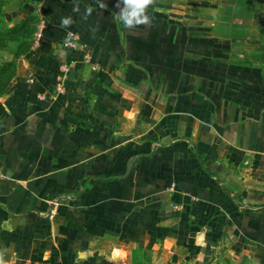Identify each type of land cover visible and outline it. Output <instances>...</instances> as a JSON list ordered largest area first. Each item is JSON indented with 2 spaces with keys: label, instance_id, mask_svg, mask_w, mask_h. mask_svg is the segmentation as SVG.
I'll use <instances>...</instances> for the list:
<instances>
[{
  "label": "crops",
  "instance_id": "obj_1",
  "mask_svg": "<svg viewBox=\"0 0 264 264\" xmlns=\"http://www.w3.org/2000/svg\"><path fill=\"white\" fill-rule=\"evenodd\" d=\"M117 2L7 13L38 22L0 94L5 264H128L161 245L174 264H264V10L156 0L126 30Z\"/></svg>",
  "mask_w": 264,
  "mask_h": 264
},
{
  "label": "rangeland",
  "instance_id": "obj_2",
  "mask_svg": "<svg viewBox=\"0 0 264 264\" xmlns=\"http://www.w3.org/2000/svg\"><path fill=\"white\" fill-rule=\"evenodd\" d=\"M1 1V0H0ZM4 1L3 9L6 12H11L14 8V5L22 3L24 0H2ZM241 6H246L249 10L262 11L264 10V0H242ZM244 8V7H242ZM8 23L11 27L18 26L21 23V19L17 20L16 18L10 20L8 19ZM28 30H32L34 24H36V19H33L29 22ZM29 32L24 34L28 35ZM15 36L4 37V40L0 41V50H8L14 53L12 61H10L11 65L7 68V70L1 74L0 76V87L5 83L4 81L8 79L12 75L15 70V65L17 63V59L22 55L23 49H25L30 42L29 37L22 35L20 38H14ZM6 40V41H5ZM7 46V47H6ZM1 67L4 66L0 65ZM163 245L159 246L158 249L155 250H145V249H134L130 252L128 264H174L166 259V255L164 254ZM179 264H192L191 262H180ZM213 264H232L228 258L219 259L214 261Z\"/></svg>",
  "mask_w": 264,
  "mask_h": 264
},
{
  "label": "clouds",
  "instance_id": "obj_3",
  "mask_svg": "<svg viewBox=\"0 0 264 264\" xmlns=\"http://www.w3.org/2000/svg\"><path fill=\"white\" fill-rule=\"evenodd\" d=\"M155 3L156 0H118L116 7L120 11L115 14L114 19L122 23L126 30H132L141 25H150L152 18L148 15V9L153 7ZM100 7L103 8L105 5L101 4ZM92 10L89 7L87 13L90 15ZM72 23L71 17L61 19V27H68ZM0 264H5L2 253H0Z\"/></svg>",
  "mask_w": 264,
  "mask_h": 264
},
{
  "label": "trees",
  "instance_id": "obj_4",
  "mask_svg": "<svg viewBox=\"0 0 264 264\" xmlns=\"http://www.w3.org/2000/svg\"><path fill=\"white\" fill-rule=\"evenodd\" d=\"M3 3H4V1L1 0L0 1V41L4 40V37H9V36H15L14 38H16V39L20 38L22 35L26 36V38L29 37V39H30L29 45L25 49H23V51H22L23 53H25L31 46L34 33L37 29V23L34 24V27L32 30H28L27 27L29 26V24H30L29 22L33 19V17H34V19H36V22H38L37 17L31 15V16L22 18L20 25L11 27L10 24L8 23V20H7V14L3 9V5H2ZM26 32H29L28 35L24 34ZM9 65H11V63L7 62L4 64V66L0 67V76L2 73H4L7 70ZM16 70H17V68L15 67V70L12 73V75L4 81L5 83L0 87V94H2L5 91L10 80L15 75Z\"/></svg>",
  "mask_w": 264,
  "mask_h": 264
},
{
  "label": "built area",
  "instance_id": "obj_5",
  "mask_svg": "<svg viewBox=\"0 0 264 264\" xmlns=\"http://www.w3.org/2000/svg\"><path fill=\"white\" fill-rule=\"evenodd\" d=\"M77 43L75 42V40H73L71 38V36H69L67 42H66V45L67 46H70V47H74ZM87 57H88V53H87ZM68 68L67 66H64L62 69H61V72L57 78V81H56V84H55V87H54V92L55 93H62L65 91L66 87H67V79H68Z\"/></svg>",
  "mask_w": 264,
  "mask_h": 264
}]
</instances>
